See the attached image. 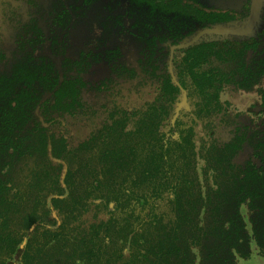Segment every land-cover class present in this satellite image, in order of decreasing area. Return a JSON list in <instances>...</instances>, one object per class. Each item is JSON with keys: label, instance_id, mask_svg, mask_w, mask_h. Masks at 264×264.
<instances>
[{"label": "trees", "instance_id": "1", "mask_svg": "<svg viewBox=\"0 0 264 264\" xmlns=\"http://www.w3.org/2000/svg\"><path fill=\"white\" fill-rule=\"evenodd\" d=\"M135 1L164 23L138 60L151 99L96 111L82 82L66 73L58 81L53 66L15 88L0 83V264H235L250 241L264 254V153H252L260 166L242 158L248 138L218 139L212 119L223 110L220 91L257 82L264 55L250 67L249 35H206L175 49L186 102L171 123L181 94L167 45L235 25L200 0ZM256 142L264 150V134Z\"/></svg>", "mask_w": 264, "mask_h": 264}, {"label": "flooded vegetation", "instance_id": "2", "mask_svg": "<svg viewBox=\"0 0 264 264\" xmlns=\"http://www.w3.org/2000/svg\"><path fill=\"white\" fill-rule=\"evenodd\" d=\"M197 7L212 10L200 5ZM251 7V0H245L238 8L213 11H226V22L231 21L235 25L232 28H235L246 25ZM160 17V13L149 12L148 5L135 0H0V83L15 88L17 83L29 82L35 73H49L48 66H53L57 70L58 81L62 80V73H66L82 82V97L94 110L97 108L99 111L101 103H104L105 107L129 104L127 109L131 111V106H139L155 94V88L142 87L138 60L147 40L158 44L160 36L164 35V23ZM210 27L199 28L194 34ZM226 35H249L246 39L255 45L245 50L244 59H250V67L254 68L256 60L264 55V0L246 32L222 36ZM184 40L186 38L167 45V71L181 94L171 123L186 102L185 89L171 69L172 53L182 48L178 45ZM158 55L155 51L152 56ZM31 85L40 88L35 82ZM134 90L140 92L128 93ZM225 91L253 92L256 100L248 109L240 111L221 100L220 95ZM95 92L104 93L101 101L95 97ZM149 93L150 97L147 96ZM219 102L223 110L212 118L218 123L215 136L219 139L242 134L248 138V143L244 142L242 148V158L249 156L256 166H260V158L252 153H264L261 146L253 148L256 140L264 134V73H260L257 82L248 89L225 87L219 93ZM37 111L38 106L34 114ZM38 120L43 126L48 125L40 116ZM253 246L258 256L264 255L258 252L255 243ZM125 250L127 248L122 252ZM252 251L253 248L250 255ZM238 259L246 258H236L235 264Z\"/></svg>", "mask_w": 264, "mask_h": 264}, {"label": "rangeland", "instance_id": "3", "mask_svg": "<svg viewBox=\"0 0 264 264\" xmlns=\"http://www.w3.org/2000/svg\"><path fill=\"white\" fill-rule=\"evenodd\" d=\"M245 2V0H200V4L197 6L206 7L213 10H222V9H235L239 5ZM148 97L151 96L149 93ZM221 100L228 102L230 107L238 109L240 111L248 109V106H251L255 102V94L253 92H231L225 91L220 95ZM245 155V154H244ZM242 157V156H241ZM240 212L245 221L246 228L249 230V223L247 222V214L245 206H240ZM253 241H251V248H253V253L246 259H238L236 264H264V255L258 256L257 252L254 250Z\"/></svg>", "mask_w": 264, "mask_h": 264}, {"label": "water", "instance_id": "4", "mask_svg": "<svg viewBox=\"0 0 264 264\" xmlns=\"http://www.w3.org/2000/svg\"><path fill=\"white\" fill-rule=\"evenodd\" d=\"M262 1L263 0H251L252 7H251V11H250V16H249L248 21L244 27H242V26L241 27H235V28H232V27H210V28L201 29L200 31L196 32L191 38L184 40L178 46L183 47V46L192 44L199 37H202V36L207 35V34L225 35V34H229V33L241 34V33L246 32L249 29L253 19L255 18L258 7L262 3ZM172 80L176 83L173 76H172ZM181 93H182V96H184V91L182 89H181Z\"/></svg>", "mask_w": 264, "mask_h": 264}]
</instances>
